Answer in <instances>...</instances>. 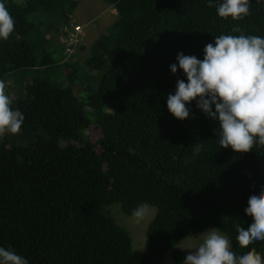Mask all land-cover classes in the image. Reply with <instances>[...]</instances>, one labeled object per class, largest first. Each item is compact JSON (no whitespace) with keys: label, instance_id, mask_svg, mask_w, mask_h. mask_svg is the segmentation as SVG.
<instances>
[{"label":"trees","instance_id":"obj_1","mask_svg":"<svg viewBox=\"0 0 264 264\" xmlns=\"http://www.w3.org/2000/svg\"><path fill=\"white\" fill-rule=\"evenodd\" d=\"M47 1L2 0L15 26L0 39V80L12 81L6 94L24 121L17 133L0 135V247L28 264H160L166 252L182 264L177 246L214 227L237 255L246 252L235 225L252 222L244 210L264 186V146L220 148L218 121L196 100L182 121L166 101L177 80L187 82L178 67L170 71L178 53L202 60L221 34L264 37V0H249V14L235 21L218 16L222 0L212 7L209 0H106L117 14L86 60L97 66L90 81L58 68L62 51L33 18ZM49 1L61 9L48 15H64L62 22L76 3ZM33 67L54 74L36 76ZM92 126L95 141L87 136ZM147 203L153 214L137 256L111 214L132 215ZM249 248L264 258V241Z\"/></svg>","mask_w":264,"mask_h":264},{"label":"clouds","instance_id":"obj_2","mask_svg":"<svg viewBox=\"0 0 264 264\" xmlns=\"http://www.w3.org/2000/svg\"><path fill=\"white\" fill-rule=\"evenodd\" d=\"M102 1L112 7L106 0ZM212 6L209 0V7ZM249 7V0H222L216 6V12L220 18L230 17L235 21L247 16ZM73 23L79 22L71 19L62 29H56V33ZM14 26V19L5 3L0 0V39L7 40L14 31ZM91 27L85 28L87 36ZM231 31L242 32L239 26H233ZM42 32L56 45L53 31L48 29ZM67 33L70 36L66 42L58 41L62 45L59 46L62 58L57 64L63 75H67L71 69L72 74H75V46L83 37L80 25H75L74 30ZM96 41L90 46L89 56L94 51ZM176 60L178 63L170 65V71L176 73L178 67L186 76L187 82L177 80L175 93L167 96V110L174 118L181 121L188 118L190 110L186 104L196 100L197 108L208 118L218 121L219 129L214 131L220 148L247 153L257 144L264 146V37L221 34L214 38V43L205 45L202 60L183 53H178ZM33 68L36 76L52 75L43 67ZM61 84L65 85V82ZM5 87L4 81L0 80V135L17 133L24 121L21 111L13 110ZM199 150L197 146L196 151ZM134 151L129 149L130 153ZM148 205L141 204L133 210L132 216L137 222L148 215L151 206ZM247 205L244 211L251 217V224L247 229L239 224L235 225L238 233L236 241L240 248L248 249L246 252L237 255L227 236L216 228H211L203 232L202 240L197 246L189 249L183 264H264L261 254L255 248H249L256 241H264V186L258 195L249 196ZM0 264H28V261L14 250L0 247Z\"/></svg>","mask_w":264,"mask_h":264},{"label":"rangeland","instance_id":"obj_3","mask_svg":"<svg viewBox=\"0 0 264 264\" xmlns=\"http://www.w3.org/2000/svg\"><path fill=\"white\" fill-rule=\"evenodd\" d=\"M48 5H45L41 8L39 11L40 13H34L33 18H35L37 27L43 31V30H48L49 24L51 23L54 29H62V26L67 23H70V20L73 19L74 22H79V23H73L72 25L68 26L66 29L57 32L56 30H53L54 33V41H64L66 42L70 34L67 32H72L74 30L75 25H80L81 29L83 31V37L79 41H77V44L75 46V55H76V60L78 65L74 66V72L75 74H78L77 77H82L84 80L90 81V75L88 74H96L97 71V66L96 65H88L86 63L87 58L89 57V51H90V46L93 44L99 37L103 35V32H107L108 28L112 26L113 22L115 21V15L117 14V11L112 8L111 6H107L106 9L102 10L101 6H97L96 3H94L91 0H78L77 3L74 5L72 8V11L70 13V18L66 20V22H62L61 18H66L64 15H61L60 18L57 17V15H52L49 16L48 14L58 11L61 9V7H56L54 6L49 0L47 1ZM113 11L111 14L110 11ZM104 21L102 24L101 22ZM92 26L93 28L91 29V35L92 36H87V33L85 32V28ZM86 38H87V45H86ZM60 50L58 49L56 52L52 53L54 54L52 59H56L58 52ZM37 56V55H35ZM74 58V56H72ZM84 68H83V67ZM59 68V67H58ZM88 74H87V73ZM50 74H54V68L50 69ZM13 79H18L17 75L11 76ZM80 79V78H79ZM12 83L8 79V83L5 84V91L8 92V89H11L9 85ZM91 129L87 133L88 138L91 140H96L97 138V131L94 127H90ZM75 141V140H73ZM76 142V141H75ZM118 207L117 204H111L109 207ZM149 206V205H148ZM153 208L152 206H149V213L148 215L141 221L137 222L136 219L132 215H126L120 211V213H116L115 217L113 214H109L115 222L121 224L123 227H125L129 233L131 234L132 237V246H133V251L137 256H141L144 253L146 243H147V227H148V222L151 219V216L153 214ZM122 213V214H121ZM211 228L214 227H208L204 230L207 231ZM222 234V233H221ZM224 235V234H222ZM203 232H200L198 234H192V235H187L185 239L177 246L182 252L186 255L189 253V249L194 248L197 246L201 240H202ZM197 237L196 239L193 238ZM146 239V242H145ZM184 257V259H185ZM183 259V261H184ZM160 264H173L171 255L169 252H166L160 262ZM183 264V262H182Z\"/></svg>","mask_w":264,"mask_h":264},{"label":"crops","instance_id":"obj_4","mask_svg":"<svg viewBox=\"0 0 264 264\" xmlns=\"http://www.w3.org/2000/svg\"><path fill=\"white\" fill-rule=\"evenodd\" d=\"M77 1H78V0H76V2H77ZM91 1H93L94 3H96L97 6H101V7H102V10L106 9L107 6H109L108 4H106V3H105L104 1H102V0H91ZM109 11H110L111 14L113 13V11H111V10H109ZM103 22H104V21H102L101 24H102ZM92 28H93V27H91V28L88 29V36H92V35H91V29H92ZM56 45L61 46L60 43H59L58 41H56ZM74 64H75V65H78V64H77V60H74Z\"/></svg>","mask_w":264,"mask_h":264}]
</instances>
